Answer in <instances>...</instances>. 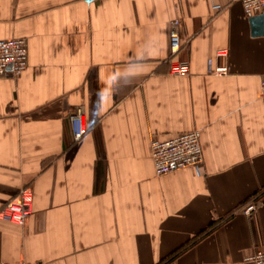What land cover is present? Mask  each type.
Returning <instances> with one entry per match:
<instances>
[{
    "label": "crops",
    "instance_id": "1",
    "mask_svg": "<svg viewBox=\"0 0 264 264\" xmlns=\"http://www.w3.org/2000/svg\"><path fill=\"white\" fill-rule=\"evenodd\" d=\"M176 18L187 75L169 71ZM7 38L27 42V67L0 77V208L24 187L33 200L23 224L0 219V264H242L264 250V35L239 0H0ZM194 129L201 173L155 175L151 139Z\"/></svg>",
    "mask_w": 264,
    "mask_h": 264
},
{
    "label": "built area",
    "instance_id": "2",
    "mask_svg": "<svg viewBox=\"0 0 264 264\" xmlns=\"http://www.w3.org/2000/svg\"><path fill=\"white\" fill-rule=\"evenodd\" d=\"M246 18L260 14L264 10V0H239ZM220 5H214L219 9ZM181 19L170 21L169 28V71L174 75H187L190 71L189 62L179 59L178 52L182 47L180 35ZM219 55H224L220 53ZM27 67V42L21 38L0 39V77L10 73L18 77ZM227 66H213L208 64L206 74L223 76L228 74ZM259 99L264 101V79L259 83ZM71 123L74 140H79L86 132L85 123L80 111L67 112ZM150 153L155 175L161 176L176 170L191 167L199 174L203 167V152L200 143V131L197 129L186 131L166 140L152 138L150 141ZM32 191L28 187L11 197L0 208V219L14 224H23L32 213ZM256 207L255 199L246 203L240 210L244 214H250ZM8 264V263H3ZM17 264H38L19 262ZM242 264H264V250L259 249L246 255Z\"/></svg>",
    "mask_w": 264,
    "mask_h": 264
},
{
    "label": "water",
    "instance_id": "3",
    "mask_svg": "<svg viewBox=\"0 0 264 264\" xmlns=\"http://www.w3.org/2000/svg\"><path fill=\"white\" fill-rule=\"evenodd\" d=\"M248 21L253 36L264 35V10L260 14L248 18Z\"/></svg>",
    "mask_w": 264,
    "mask_h": 264
}]
</instances>
